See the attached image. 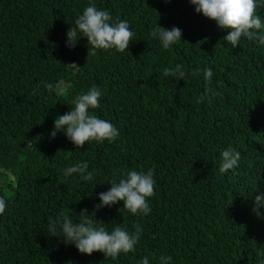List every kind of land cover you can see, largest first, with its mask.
Here are the masks:
<instances>
[{
    "label": "trees",
    "instance_id": "16d2710c",
    "mask_svg": "<svg viewBox=\"0 0 264 264\" xmlns=\"http://www.w3.org/2000/svg\"><path fill=\"white\" fill-rule=\"evenodd\" d=\"M92 3L109 11L112 23L128 21V50L88 56L82 37L66 47L89 0H0V197L7 204L0 264H138L143 257L160 264L161 256L171 257L169 264H264V208L261 218L252 211L264 192V45L246 38L227 45L228 31L189 0ZM256 14L264 20V7ZM157 25L178 27L181 41L165 50L149 34ZM176 64L183 79L163 75ZM93 86L102 95L89 113L115 125L118 138L78 149L63 131L51 138L55 119ZM229 147L241 159L222 174ZM78 162L88 163L92 181L64 175ZM149 169L156 184L148 215L131 214L122 201L96 209L113 181ZM82 209L109 232L120 225L131 233L139 223L135 251L89 256L50 236L51 221L64 212L78 223Z\"/></svg>",
    "mask_w": 264,
    "mask_h": 264
},
{
    "label": "clouds",
    "instance_id": "9594fccd",
    "mask_svg": "<svg viewBox=\"0 0 264 264\" xmlns=\"http://www.w3.org/2000/svg\"><path fill=\"white\" fill-rule=\"evenodd\" d=\"M189 3L195 7L197 14L215 21L219 29L228 31L223 39L232 48H236L242 38L264 45V20L256 14L258 4L264 7V0H189ZM111 21L109 11L98 9L92 0H89L88 6L75 20L76 27H70L66 33V47L74 49L80 39L86 38L90 45L88 56L95 55L97 50L101 49H115L121 53L128 50L134 36L128 21L120 20L116 23ZM149 34L153 39L158 38L165 50L182 38V30L178 27L165 29L157 25ZM66 66L76 67L75 64ZM162 71L164 76H176L180 79L185 77V71L180 64L174 67L170 65ZM195 74L197 73L194 72L193 75ZM212 76L211 68L204 69L206 82H210ZM43 87L49 92H56L58 86L45 82ZM210 91L206 85L205 92ZM101 95V90L93 86L86 93L74 97L70 111L55 119L54 130L50 133L51 138L54 139L58 132L63 131L77 149L82 148L90 140L98 143L105 140L115 141L119 136L118 128L111 122L89 113V109L99 107ZM204 98L201 96L197 102H203ZM221 157L219 171L223 174L238 166L241 153L229 147L222 151ZM88 167L87 162H78L64 169V175L79 174L82 181H92L93 173L88 171ZM153 177L152 169L147 172L136 170L126 172L118 183L113 181L108 191L99 194L100 203L96 205V209L111 207L122 201L123 209L131 214L148 215L151 212L148 198L154 195L156 184ZM6 207L5 198L0 197V215L5 212ZM262 208L264 192H260L254 199L252 211L258 218L262 217L260 211ZM89 216L88 210L82 209L78 216L79 222L74 223L67 213L62 212L57 219L49 223L48 232L50 236L62 237L66 245H73L79 253L89 256L94 252H100L106 258L116 259L121 253L135 251L143 231L139 223L133 225L135 231L131 233L120 225L114 226L109 232L103 226L97 227ZM159 261L160 264H169L171 257L161 256ZM138 264H149L148 257H143Z\"/></svg>",
    "mask_w": 264,
    "mask_h": 264
}]
</instances>
